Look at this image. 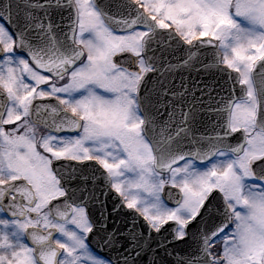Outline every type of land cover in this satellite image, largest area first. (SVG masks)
<instances>
[{
    "label": "snow or ice",
    "instance_id": "obj_1",
    "mask_svg": "<svg viewBox=\"0 0 264 264\" xmlns=\"http://www.w3.org/2000/svg\"><path fill=\"white\" fill-rule=\"evenodd\" d=\"M72 3L77 14L72 38L88 50L87 63L78 54L36 50L22 34L13 37L0 24V95L4 97L0 102V174L9 178L7 183L0 181V264H102L88 250L86 240L93 225L85 207L53 206L67 193L60 190L51 161L39 151L38 127L49 130V137L41 139L52 144L65 142L58 133L78 131L79 136L68 138L67 143L78 145L83 156L71 158L99 164L124 206L143 217L154 232L174 223L175 238L183 240L188 225L201 214L212 193L219 192L224 221L203 237L208 264H264V176L258 177L254 170V165L264 163V126L257 123L259 102L253 79L257 66L264 64V0H131L132 12L119 19L99 12L94 0ZM10 16L6 17L9 23ZM236 17L252 27H243ZM105 23L120 26L123 34L113 30L115 35L110 34L103 28ZM141 26L144 30H139ZM155 29L172 32L189 46L197 41L218 44L219 62L238 74L246 99L229 106V117L246 138L237 151L245 146L250 149L242 172L231 165L220 167L219 161L224 160L220 159L203 174L187 172L191 183H178L174 169L194 167L213 155H228L191 152L171 165L168 180L156 178L141 149L142 125L133 112L132 99L143 74L152 68L138 59V71H129L114 59L123 53L140 58ZM90 31L97 33L102 45L83 40V34ZM20 48L28 59L16 57ZM66 72H71L67 81L56 83ZM46 100H55L56 105H40L43 115L33 118L35 102ZM230 132L227 128L225 135ZM89 145L101 154L93 155ZM256 179L259 184L246 183ZM165 188L177 190L175 208L162 204ZM229 224L232 231L221 236Z\"/></svg>",
    "mask_w": 264,
    "mask_h": 264
},
{
    "label": "water",
    "instance_id": "obj_2",
    "mask_svg": "<svg viewBox=\"0 0 264 264\" xmlns=\"http://www.w3.org/2000/svg\"><path fill=\"white\" fill-rule=\"evenodd\" d=\"M28 1L0 0V19L15 36L22 34L30 45L31 24L39 29L36 25H42V20L44 21L45 18L39 14L32 17L28 15V7L25 6ZM94 1L99 4V1ZM118 1L123 8L132 10L133 6L127 0ZM101 10L104 9L101 8ZM9 13L11 14L10 23L6 19ZM163 41L162 54V50L157 52V42ZM58 49L61 50L59 55L66 56L63 46ZM18 50L28 56L23 48ZM143 50L146 64L153 70L144 75L139 83L138 95L141 99L147 98L148 93L157 89L158 79L163 73L201 75V85L198 89L204 90L205 86L209 91L210 107L208 106L207 115L210 123L208 122L206 127L201 128L202 131L197 130L194 138L190 140V148L181 144V147L184 146L181 154L191 152L208 154L207 147L212 146V149L216 151L223 148L224 139L229 137L225 135L229 106L236 100L244 98L245 95L244 87L238 83L237 74L220 64L218 48L207 43L189 46L174 33L155 29L152 38L145 44ZM254 82L259 102L257 123L264 126V64L257 66ZM140 103L141 108L145 106L143 112L148 121L146 124L148 138L155 145L157 154L164 157L160 151L154 125L156 113L150 112L152 107H155V102L153 101L152 106L144 102ZM196 122H198L197 117ZM176 153V151L171 152L169 157ZM56 175L61 177V173H56ZM173 192V188H165L163 192L164 199L171 205L176 204L173 202ZM80 196L78 203L86 206L93 223V232L90 236L93 242L98 244L95 248L103 256L109 258L113 264H208V257L203 252V237L216 231L220 226L197 223L204 218L208 204L205 205L201 214L188 225L185 238L178 240L175 238L176 225L174 223L165 225L159 233L154 232L141 216L125 208L121 199L114 194L110 195L107 206L103 204L99 212L96 210L98 204L93 198L92 190L81 192ZM61 202V199L54 201L53 206L59 207ZM195 229L197 232H194ZM103 244L108 245L103 247Z\"/></svg>",
    "mask_w": 264,
    "mask_h": 264
},
{
    "label": "clouds",
    "instance_id": "obj_3",
    "mask_svg": "<svg viewBox=\"0 0 264 264\" xmlns=\"http://www.w3.org/2000/svg\"><path fill=\"white\" fill-rule=\"evenodd\" d=\"M103 28L106 29L110 34L115 35V33L112 32V28L110 27V24L105 23L103 25ZM70 39H71V42L74 46L73 55L78 54L80 61L82 63H87L88 62V60H87L88 50L86 48L82 47L80 44H78L77 41L72 38V36L70 37ZM83 40L86 42H89L90 44H93V45H102V43H103L102 40L100 39V37H98L97 33L94 31L84 33L83 34ZM197 43H200V42L199 41L195 42V44H197ZM212 43L217 44L216 41H213ZM217 47H218V44H217ZM78 66H80V65H78ZM69 67H71L70 62H69ZM147 73L143 74V77ZM70 76H71V72H66L63 80H57L56 83H58V84L64 83L67 81V79ZM132 99L134 100L133 112H134L135 116L138 117L139 123L142 125V127L140 129V132H141L140 140L142 142L141 143V149H142L144 155L150 159L152 166H153V171L156 174V178L159 179L162 177L163 179L168 180V177L170 175L169 168L171 167V165L173 163L182 159L183 154L176 153V154L171 155L168 158L161 157L157 154V150L155 148V145L150 142L148 135H147V132H146V124L148 123V121L146 120V118H142L139 115V112L142 111V108H141V103H140L141 98L138 95V90L136 93L132 94ZM69 112H70V109H69ZM69 118H71V117H69ZM227 128H231V132L229 133V135L235 134L237 132H241L244 136V143L241 145H245V139L246 138H245L244 133L239 129V127H236L233 125L230 117H229L228 122H227ZM49 135H50V133H49V130H47V129L39 128V127L36 129L37 145L39 147V151H40L41 155L47 157L51 161V166H52L54 161H60V160L80 162L79 159L71 158V157L82 158L83 151L79 148L78 145L75 147H71L67 143L68 138H63V137H60V139L62 141H65V142L64 143H56V144H52L50 141H46V140L41 139L42 137H49ZM70 147H71V150L69 151L68 149ZM238 147L230 149L229 150L230 154H228L227 152H225L223 150L218 151L221 153L228 154L224 160L219 161L220 167L231 165L236 169L237 173H240L243 171L242 166L249 159L248 152L250 151V149L247 146H245V148L243 150L237 151ZM89 148L92 149L93 155H100L101 154V153L96 152L92 145H89ZM60 152H63L64 155L58 156V153H60ZM216 163L217 162H214L213 164L215 165ZM173 171L176 173V179H177L178 183H183V182L191 183L192 179L190 176L186 175L187 172L192 171L196 174H203L207 170L200 171L195 166L193 167L191 165H187V166H184L180 169H174ZM104 172L106 173V177H107V181H108V187H110V189L113 190V188H112L113 181L109 177L108 173L105 170H104ZM56 179L59 182V184L61 185V182L57 178V176H56ZM241 179H242V177H241ZM0 181H4L7 183V182H9V178L6 174H0ZM60 190H63L66 192V190H64L62 187ZM241 190L244 191L245 196H247V193L245 191V186L243 184L241 185ZM21 191H23L25 195H28L27 191H25L24 189H21ZM0 195H2V193H0ZM122 202H123V200H122Z\"/></svg>",
    "mask_w": 264,
    "mask_h": 264
},
{
    "label": "flooded vegetation",
    "instance_id": "obj_4",
    "mask_svg": "<svg viewBox=\"0 0 264 264\" xmlns=\"http://www.w3.org/2000/svg\"><path fill=\"white\" fill-rule=\"evenodd\" d=\"M44 6L46 7V10L44 11V13L47 14V16L59 17L57 19L49 18L47 20L48 23H54L55 24V30L49 31L48 34H47V44H46V46L48 47V51L51 50V48H55L56 53L58 55V48L63 46L66 50L70 49L71 52L73 53L74 46H73V44L71 42L70 37L72 36V33H73V31L75 30V27H76L77 14H76L75 8L73 6L72 0H47L44 3ZM139 30H144V29L140 28ZM115 33L116 34H123V32H115ZM53 45H54V47H53ZM31 47H33V35H32ZM16 56H17V58L27 59L26 57H24L22 54H20L18 52H16ZM138 59H143V58L141 56ZM78 64H79V62H78ZM102 94L105 95V96H109V97L111 95L110 93H106V92H104ZM245 94H246V89H245ZM76 95L79 96L80 93H77ZM185 101H188V104H189V99L185 100ZM241 101H237L235 103H238V102H241ZM40 105L55 106L56 105V101L55 100H46V101H36L35 102L33 111L35 113L39 114V115H43V113H39V106ZM139 115H140V113H139ZM36 117H37V115H35V118ZM79 134L80 133L78 131H75V130L62 131V132L58 133V135L60 137H63V138H74V137L79 136ZM235 134H236L235 138L232 139V142H233L234 146H231L228 149L223 150V151L227 152L228 154H230V152H229L230 149L238 147V146H240L241 144L244 143L243 134L241 132H237ZM225 158L226 157H217V156L213 155L211 157V159H208L204 163H197L196 162L195 167L198 170H200V171H204V170H207L214 162H217V160L225 159ZM60 161H63V160H60ZM66 162H69V163L90 162V163L86 164L85 168H81V169H64V170H62L61 173H93L94 176L97 179L101 178V176L104 175V174L106 175V173L104 172L103 168L99 164H97L95 161H84V162L66 161ZM254 170H255V172H256L258 177L264 176V163H261L258 166L254 165ZM246 183L247 184H259L260 180L259 179L249 180ZM63 189L66 190L64 187H63ZM6 200H7V198H5V202H6ZM66 203L73 204L70 201L65 202V204ZM212 203H213V205L215 207L220 208V211H215L214 212L215 215H220L221 216V219L219 221H216L215 223L222 224L223 221H224V217H223V210H224L223 209V203L224 202H223L222 194H220L219 192H214ZM232 228H233V225L229 224L228 228L225 230L224 233L221 234V236L226 235L227 233L231 232ZM57 236L59 237V234H57ZM59 238L61 239L63 237H59ZM86 243L88 245L87 241H86ZM88 250L91 253V255L93 257L99 259L102 262V264H110L107 260L102 258L100 255L96 254L90 248L89 245H88Z\"/></svg>",
    "mask_w": 264,
    "mask_h": 264
},
{
    "label": "rangeland",
    "instance_id": "obj_5",
    "mask_svg": "<svg viewBox=\"0 0 264 264\" xmlns=\"http://www.w3.org/2000/svg\"><path fill=\"white\" fill-rule=\"evenodd\" d=\"M236 19H237V21L239 22V23H241V25L243 26V27H245V28H251L252 26L246 21V20H244L243 18H240V17H236ZM17 57V56H16ZM165 207V206H164ZM61 239H63V238H61Z\"/></svg>",
    "mask_w": 264,
    "mask_h": 264
}]
</instances>
